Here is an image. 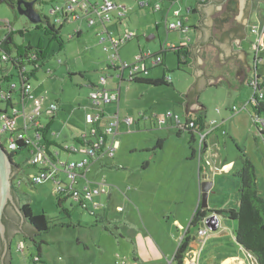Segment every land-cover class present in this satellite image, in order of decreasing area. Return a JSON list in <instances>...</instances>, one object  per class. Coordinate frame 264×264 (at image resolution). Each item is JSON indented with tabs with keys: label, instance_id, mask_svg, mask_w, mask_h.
<instances>
[{
	"label": "rangeland",
	"instance_id": "1",
	"mask_svg": "<svg viewBox=\"0 0 264 264\" xmlns=\"http://www.w3.org/2000/svg\"><path fill=\"white\" fill-rule=\"evenodd\" d=\"M56 1V3H60L58 2L59 0ZM233 1L236 0H228L227 4H221V9H218L214 14L217 13L218 15L227 16L225 14H228L230 10L229 6ZM116 2L120 6L125 5L129 7L130 11L122 19L121 23L118 24L117 19L107 23L109 34L104 32L103 36H98L96 26H88L86 20L83 19L84 31L82 35L70 38L69 34L75 28V24L69 23L60 32L65 40V45L62 48L59 47L56 41H51L50 36L46 35L42 29L46 26V21L33 23L21 13L18 7L8 2H0V42L7 35L9 31L8 22H10L14 31V43L23 46H28L31 43L35 47L41 45L45 49H49L47 59L42 61L41 68L36 72V77L30 81L33 85L34 92L39 96H45L46 105L44 107L51 100L62 104V110L57 112L58 114H56L52 123H50L51 119L46 117V115L40 118L43 125L44 123L46 125L49 124L47 137L49 140L52 139L54 141V145H62L61 147H63L66 143L74 144L73 136L88 131L89 125L85 122L84 106H88L91 103L88 97L89 92L93 89L89 86L90 81L100 84V77L110 74L111 78L108 79V87L118 88L119 79L116 75L120 71L108 70V67H111L112 64V55L115 53L110 37L125 39L128 35L132 34L133 37L130 40H126L118 48V54L121 59H117V62L128 63H132L140 52H159L161 49L160 43L162 45H168L173 42L177 46H180L187 41L188 36L191 38L194 37L192 31L188 34L178 30L168 31L164 22L160 23V27L156 29L155 24L156 21L162 20L166 14L169 15V20H172L173 10L175 9L186 13L188 7L197 6V0H177L175 2H171L170 0H150V4L145 7L139 6L138 0H116ZM53 3L54 0H38L35 9L43 17L46 16L50 23L56 24L55 14L52 12ZM159 4L162 6V9L156 11L155 7ZM248 9H250L252 23L247 26L245 30L246 36L243 38L242 47L246 51V58L243 61L245 65L246 62L251 64L257 56H260L257 61V70L251 71L250 74L251 76L257 74L264 75V36L259 42L258 35L253 31L254 24L261 26V23H263L264 0H249ZM222 10L223 13H221ZM198 15L191 14L189 20H187V24H197ZM210 18L211 20L214 18L212 14H210ZM232 23L233 20L231 18L228 24L231 25ZM226 27L225 25L223 30ZM104 28L105 26L103 25V30ZM215 30L220 31V28L215 27ZM212 35H215L214 29L212 30ZM215 39L219 42L216 36ZM11 46L15 50L14 46ZM238 48H240L239 45ZM208 49L209 51L205 52L207 57L205 56L204 63H201L198 68L203 70L205 68L206 72L203 73L204 78H208V76L214 78L221 77L222 80L218 85L213 87L205 88L203 86L200 90V100L207 107L208 111L214 112L218 108L228 111L229 105L233 103L239 107H243V103L255 92L253 90L254 88L248 86L246 83L241 85L237 80L236 73L239 65L235 64L234 56H230L221 63L217 60L218 57H215V52L213 53L211 51L214 49L212 45ZM210 52L212 54L209 56ZM162 58L163 62L157 66H153L151 60L146 59L147 66L150 68V73L147 77L152 79L156 77L164 78L170 84L155 86L127 81L121 83V101L118 103L121 118L129 116L136 119L141 111H146L147 116L151 117L154 114H161L167 111V109H170L178 113L183 121L185 120V107L182 105L184 100L183 94L196 82V75L193 72L194 69H191L189 65L178 66L177 56L168 49L163 52ZM9 64L6 61L0 63V67L8 68V71H4L5 77L1 74L0 68L1 83L3 88L7 87V83L12 86L15 84L16 90H18L20 80L17 71ZM125 75L127 77L128 72ZM4 78L7 79L5 80ZM125 79L127 80V78ZM245 92L249 94V97L246 99L243 98ZM236 97L239 98L237 101L235 100ZM222 103L225 106H221L220 104ZM78 105H81V107L78 108ZM107 105L111 113L117 110L116 103H109ZM6 106L7 103L3 102L0 98V110L5 109ZM248 108L251 109L250 104ZM238 114L241 116H250L247 108ZM16 122L17 125L21 124L20 119ZM226 123L223 128L215 132V135L218 137L216 138L218 146H211V151L217 152L220 150L221 156L223 157L221 161H227V165H236L237 169L234 170L231 177L238 185L232 186L224 177H219L218 182L220 186L218 185V188L212 193V201L215 206L222 207V205L229 202L228 199L230 198L229 205L238 209L241 180L235 173L242 166L243 151L255 164L259 193L264 197V136L262 137L260 133H257L255 137L257 142H255L253 134L247 135V129L249 127L246 128L239 121L235 123L234 120H231V124L229 122ZM250 129L254 130V128ZM1 130L2 121L0 120V132ZM177 131L176 128H168L165 124L159 125L155 120L152 121V119L140 121L139 124L136 123L130 127L124 122L121 123L116 137L121 144L120 149L118 148L115 151V155L107 161L101 159L103 162H106L103 168L100 167L102 161L97 160L90 166L86 177L78 176L77 178L79 180V186L87 182L90 187L104 180L105 183L103 186L107 190L101 193L103 199V222L108 223L107 219L117 220L116 218L119 220L125 219V221L134 218L138 221L140 219V211L137 208V203H140L142 210H145L144 215H146V210L150 207L160 211L161 207L168 206L165 199H168L173 192L168 187H165L166 185H158L161 182L157 179L161 169L165 172V161L159 160L158 163H155L151 155L154 152H158L161 156L168 158L174 153H180L181 150L183 151L180 142L186 148L188 147L187 152L191 155L193 151L192 145L191 147L188 146L189 136L191 134L188 131H184L178 136ZM29 134L31 135L32 132L30 131ZM0 137L1 142H4L6 134H0ZM158 139L163 140L164 147L155 148ZM198 140L199 135L193 147L198 148ZM29 157L30 151L25 150L14 159L16 163L21 164L25 168V176L36 171V168L29 164ZM59 157L60 159L73 160L81 156H73L66 150H63V152L60 151ZM218 157L217 159L220 158ZM209 159L214 163L212 156H209ZM147 162L151 164L146 167ZM218 165L223 167L224 164L219 163ZM211 168H215L214 164ZM18 185H20L22 191L29 194L34 215L44 213L51 220L59 219L58 217L60 216L67 219L66 213L64 214L62 208L57 205L58 199L54 192V182L47 181L43 184L32 185L22 179V183ZM137 188H140L142 192L140 195H136V198L134 197L136 202H132L129 197ZM98 196L96 195L94 199H98ZM172 197L173 195L170 199ZM92 201L93 199L88 203L93 204ZM126 201L128 203L130 202L131 205L128 206ZM64 203V206L72 214L73 219L86 223L82 227L81 237L83 240L87 237L90 250L84 248V242L79 245L73 242L75 240L73 230L78 232V228L80 227H55L36 237L37 241L43 240L46 242L42 245V250L48 252L46 256L49 264L135 263L132 243L127 237H124V233L120 232L119 229L107 224L112 232L103 227L100 229L102 235L96 234L90 229L89 226L93 219L89 213L93 209L91 205L88 204V209L76 207L75 205L77 203L70 197ZM118 205L122 206V209H119L117 207ZM99 211L101 209L98 208ZM235 222L237 223L236 220ZM93 239H96L95 243ZM27 241L29 243H27L24 254L28 252L29 248L35 249V244L28 238ZM99 245H101V248ZM77 247L80 248L81 252L77 250ZM12 253L15 258L14 264H22L20 262L22 261L23 255L17 249L16 239L12 245ZM242 254L248 264H250L244 251H242ZM78 255H82V257L74 261V256L78 257Z\"/></svg>",
	"mask_w": 264,
	"mask_h": 264
},
{
	"label": "crops",
	"instance_id": "2",
	"mask_svg": "<svg viewBox=\"0 0 264 264\" xmlns=\"http://www.w3.org/2000/svg\"><path fill=\"white\" fill-rule=\"evenodd\" d=\"M208 1L209 0L201 2V0H197V6L196 7H188L187 8L186 15L188 16V20H189V17L191 14H193V15L199 14L198 15L199 16L198 23L197 24H195V23L190 24L191 31L194 33L193 38L188 36L190 38V42L188 43V47L190 48V51H191V48H192V46L196 40V37L198 35L197 29H198L199 21L201 19V13L198 10V6L205 4ZM229 7H230L229 8L230 10H229L228 14H225V12H224V14L227 16L218 15L217 13L216 14L212 13V16L214 17L212 19V30L214 29V31H215V35L213 37L215 38V36H216L220 41L221 36L224 32L228 31L229 29H231L233 27L238 26L242 30V33L238 32V31H235V32L229 31L228 38H229V41L231 43L232 52L242 53L243 60H244L246 58V51H245L244 47H242V45H243V38H245V36H246L245 30H246L247 26L250 23H252L251 13H250L251 7H250V9H248L247 19H246L245 23H239L236 19L238 16V9H237L238 0L233 1ZM219 9H221V8H219ZM223 10L221 11V13H223ZM112 14L115 15L116 12H112ZM229 18L230 19L232 18V20H233V23L231 25L228 24V21L230 20ZM162 20L156 21V24H155L156 29H158L160 27V25H161L160 23L163 22ZM262 22L263 23H261V24L264 25V17H262ZM83 23H84L83 21H80V22L78 21V22L73 23V25L75 24V28L72 30V32L76 28L80 27L81 33H83V31H84V28H83L84 24ZM225 25L227 27L223 30ZM254 26H256V24H254ZM215 27L216 28L219 27L220 31L215 30ZM100 29H102V25H99L97 27V30H100ZM71 38H73V37H71ZM169 45L177 46L176 43H173V42H171L167 46H169ZM210 45H212V44L209 41H207V42H205V44L202 47L198 48L196 56L200 60L201 63H204L205 56H206L205 52L209 51L208 47ZM238 45L240 46V48H238ZM161 46H163V45L160 43V47ZM212 47L214 49H212L211 51L213 53L215 52V54H216L215 57H218L219 56L218 48L214 45H212ZM212 52H210L209 56L212 54ZM258 57L260 58V56H257L254 59L253 63H251V64L246 62V66H247L248 70H247V74L245 77V83L248 86H250L249 81L255 80V78H256V75L251 76L250 73H251V71L257 70V61L259 60ZM187 61H188L187 65H189L191 67V69L192 68L194 69V66L191 65L194 62V58L191 54L188 57ZM177 62H178V57H177ZM178 66H179V64H178ZM0 68H1V74L4 76V71H8V68H4V67H0ZM198 69L201 70L202 73L206 72L205 68H204V70L201 68H198ZM108 70H110V67H108ZM109 78H111V75H109ZM159 78L160 77H156L155 79H159ZM208 78L215 79L214 77H209V76H208ZM221 80H222V78L218 77L217 80L213 84L204 85V86H205V88L216 86V85H218V83ZM1 81H2V79L0 80V84H2ZM99 81H100V79H99ZM124 81L125 80L118 81L119 82L118 88H109L108 87V84H109L108 81L105 84V87L107 89H111V90L118 89L120 91L119 101L113 102V103L117 104V110L114 113H111L109 107H107L108 106L107 104L103 105L102 110L94 109L90 103L88 106H84L85 107V122L86 123H87L86 115L88 113H95V112L97 113L98 111L99 112L101 111L100 113H103V112L105 113L104 117L101 118V121H100L101 125H103L107 122L109 116L114 115V114H118L119 118H120V123L118 125V128L120 127L122 122H124L128 127H130L131 125L136 124V123L139 124L140 121H143L146 119H152V121L155 120V117L153 115L151 117L147 116L146 111L139 112V115L136 119L134 117H132L134 120V122L132 124H128L124 120L128 116L121 118L120 113H119V104L118 103H120V101H121V90H122V84L121 83H123ZM92 85L100 86V87L103 86L101 83L98 84V83H95L94 81H90L89 86H90V88L94 89V87ZM188 90H187V92H188ZM90 92L88 94V97L90 95ZM185 94L186 93L183 94L184 100L182 103V105L185 107V120L188 119V120H195L196 121V120L202 118V122L204 123V126L201 129V132H204V133L208 132V134L205 137V142H204V147H203V150L201 153V157L199 159V142H198V148L193 147V144L199 135L198 130L192 131V134H194V141H193V144H190V145L188 144L189 147H191V145H192L193 151H192L191 155H189V152H187L188 147L186 148V146H184V144L182 142H180L181 143L180 145H181V147H183V151L181 150L180 153L179 152L174 153V154H172V156H170L168 158L161 156L158 152H154L151 155L152 159L155 160V163H158L159 160L165 161V165H164L165 172H163L161 169V171H159V175L157 177L158 181L161 182L158 185H160V186L166 185L165 187H168L169 190L173 192L170 195V197L172 195H173V197L171 199H170V197L168 199H165V202L168 203V206L161 207L160 211L154 210L153 207H150L146 210L147 211L146 215H144L145 210H142V207H141L142 205H140V203H137L138 204L137 208L140 211V219L137 221L133 218L131 220H128L127 221L128 223H125L119 227L120 232L124 233V237H127L130 240V242L132 243L133 258L135 261V263H132V264H177V261L175 260V256L182 246H185V251L183 252L182 264H248L246 259L243 257L242 251L245 252V254L249 260V263L254 264L253 261L249 258L248 254L244 250V248L237 242V239H236V229H237L236 224L237 223L235 222L234 219H231L229 217L228 213H221L223 215V218L220 219L217 229H215V230L211 229L210 232H208L207 236H200L198 233L199 228L202 227V222H201L202 218L198 223H193L194 215H195L196 211H198V210L200 212H205V215L208 216L213 211L216 212V210L220 211L221 209H223V210L235 209V207H231V205H229L230 201H231L230 198L228 199L229 202L226 203L225 205H222V207L215 206V204L212 201V193L215 192L214 190H216L218 188V185L220 186V184L218 182L219 177H224L226 179V181L230 182V185H232V186H237L238 183L235 182L231 177V174L234 172L235 169H237L236 165H234V166L232 164L227 165L228 164L227 161L226 162L221 161V158H223V157L221 156L220 150L217 152H212L211 146H213V145L218 146L216 143V138H218V137L215 135V132L218 131L219 129L223 128V126L225 124H227L226 122H229L231 124V120H234L235 123H237L239 121V123L242 125H245L246 128L249 127V129H247V132H248L247 135L253 134L254 141L257 142V139L255 137L257 136V133H260V131L258 128V122L253 117V113L251 111L252 105L255 104V103H253L254 92L250 97H249V94L247 92H245V95L243 98H245V99L248 97L249 98L247 99V101H245V102L243 101L244 102L243 107H239L237 104L233 103L232 105H229L230 107H229L228 111L227 110L224 111L223 109L218 108L217 111H215V112L214 111H208L207 107L200 100V97H199L200 91H199V95H197L195 97V103L197 104V106L201 107L202 110L201 109H195V108H188L187 104H186L187 98L185 97ZM238 99L239 98H237V97L235 98L236 101ZM51 101H54V100H51ZM51 101H49V102H51ZM27 102H26V109L29 111L31 102L30 101H27ZM58 104H59V110H62V104H60V103H58ZM249 104L251 106V109L248 108ZM44 105H46V100H45ZM220 105L223 106L224 104L222 103ZM221 106H219V107H221ZM233 106H237L236 111H233V109H232ZM80 107H81V105H78V108H80ZM246 108H247V110H249L250 116H246V115L241 116L240 114H238L239 112L243 111ZM167 110H170V109H167ZM157 114H159V113H157ZM40 118H39V121L41 123ZM19 119L21 120V124H22L23 118L19 117L17 120H19ZM21 124L17 125V127L20 128ZM87 125H89L88 131L83 133V134L73 136V140L75 141V143L74 144L69 143V145L79 146L80 144H82L81 139H83L84 136H87L89 138L93 137V136H91V134H92L91 131H92V128L95 126V124L87 123ZM45 126H47L46 123H44V125L42 124V128H44ZM97 126L99 127V125H97ZM118 128H117V132L115 133V135L111 134V135L106 136V141L109 142V141H111V139L114 138L118 142V144H119L118 148L120 149L121 144L116 139L117 134H118ZM168 128H173V126H170ZM174 128H176V127H174ZM250 128H254V130H252ZM183 130L187 131V129H183ZM30 131L32 132L31 135L29 134ZM40 133L42 134V132H40ZM28 135L32 138L36 137L35 132L33 130H31V128L28 131ZM261 136L263 137L262 134H261ZM93 138H95V137H93ZM50 142H54V141L52 139H50ZM39 143H41L42 145L43 144L46 145V142H45V139L43 138V135H41ZM66 144H68V143H66ZM56 146L57 145L53 144L51 146L52 148H48V149L51 152V154H53V155L56 154V156L59 157L60 151L63 152V150H65V149L63 147L60 148L59 146H57V148H58V150H57ZM162 147H164V144ZM70 154H72L73 156L74 155L78 156V155L73 154V153H70ZM209 156H212L214 158V161H213L214 163H212V161L209 159ZM217 156L220 157V158L218 157L220 160L217 159ZM109 158H110V156H106L103 159L107 161ZM76 159H78V158H76ZM66 160H68V159H66ZM99 160H101V159H99ZM226 160H228V159H226ZM101 161H102V163H101L100 167L103 168V166L106 165V162H103V160H101ZM206 161H209L210 164H207ZM219 163L224 164L223 167H220L218 165ZM150 164H151L150 162H147L146 167ZM203 164L205 165L206 170H205V167ZM213 164L215 167L218 168L217 170L211 168V166H213ZM143 169H145V168H143ZM86 175H87V173H86ZM16 181H17V179H16ZM46 182H44V183H46ZM202 183L205 184L207 187L209 186L208 192L201 191V184ZM87 184L88 183L86 182V183L81 184V186H79V180L78 179L76 180V186L78 188L83 187ZM141 192H142V190L140 188H137L133 192V194L130 195V197H129L130 200H132V202H136V199H135L136 195H140ZM97 195H99L98 199H94L96 197V195L93 197V201H92L93 204L88 203L94 209V210L93 209L90 210L92 214L89 212L90 216L93 217L89 227H90V229H92V231H94V233L102 235L100 229H102L103 227L98 222L103 221V199H102L101 194H97ZM231 198H232V196H231ZM126 204L128 206L131 205V203L130 202L128 203V201H126ZM117 207L119 209H122V206H120V205H118ZM98 208L101 209V211L98 212ZM68 213L70 215L72 222L74 224H78V227H80V228H78V232H76V230H73L74 231V237H75V240L73 241L74 244L76 243L77 245H79V244H82L84 242V248H86V250H90V244L88 243L87 237L85 240H83L81 237V231L83 230L82 227H83V225H86V223H84L81 220L73 219L72 214L70 212H68ZM58 218L62 219L63 216H60ZM116 219H118V218H116ZM73 227H75V225H73ZM15 239L17 240V249H18V245L20 244V242H22V241L25 242L24 250L23 251L19 250L23 255L22 261L20 263L32 264L33 256L38 254L37 248L36 247H35V249L29 248L28 252L26 254H24V252L27 248V243H29V242L27 240H25L22 235H12V237L10 239L11 254L9 253V259L11 258V264L15 263L14 262L15 258H14L13 253H12V245H13V242L15 241ZM41 241H43V240H41ZM41 241H38V242H41ZM93 242L95 243L96 239H93ZM42 245H41V256H39V255L38 256L40 257L41 262H44L45 264H49L47 256H46L48 254V252L42 250L43 249ZM99 247L101 248V245H99ZM77 250H79L81 252L80 248H78V247H77ZM81 257H82V255H78V257L74 256V258H75L74 261H77ZM123 264H127V263L125 262Z\"/></svg>",
	"mask_w": 264,
	"mask_h": 264
},
{
	"label": "built area",
	"instance_id": "3",
	"mask_svg": "<svg viewBox=\"0 0 264 264\" xmlns=\"http://www.w3.org/2000/svg\"><path fill=\"white\" fill-rule=\"evenodd\" d=\"M175 2L177 0H170ZM206 1V0H201ZM54 0L52 5V12L55 14V21L57 25H65L69 23H75L78 21L86 20L88 26H99L102 25V29L97 31L98 36H103L104 32L108 33L107 23L112 21L114 16L118 19V24L121 23L122 19L127 16L130 8L127 6H120L115 0H59V4ZM138 4L141 7H145L150 4L149 1H140ZM162 6L159 4L155 7V10H161ZM112 12H116L115 15ZM188 16L186 13H182L180 10H173V19L169 20V15L166 14L163 18L168 31H181L183 33H189L191 31L190 24H187ZM8 22V21H7ZM9 24V31L7 35L0 42V63L3 61H9L11 56L2 47V42L7 39L10 32L13 31V27ZM103 25L105 26L103 30ZM253 31L258 35L259 42L264 34V25L254 26ZM79 32H81L80 27L76 28L69 37H74ZM133 37L132 34L128 35L125 39H115L111 38L112 48H114L115 53L112 55V64L110 70L120 71L117 73L116 77L119 81L125 80L127 82H132L133 80L141 77L148 76L150 73V68H148L146 59L151 60L153 66H157L163 62L162 54L169 46L163 45L157 53L151 52H140L132 63L128 62H117V59H121L118 54L119 46L126 40H130ZM103 40V38H102ZM105 40V38H104ZM190 42V38L187 37V41L181 45L187 46ZM30 57L34 58V54H29ZM38 67V64L35 65ZM33 66L23 65L18 71V77L20 80V85L18 90H16V85L13 86L7 83V87L3 88L0 92V98L3 102L7 103V106L0 113V120L2 121V130L0 134H6L5 141L2 142L6 151L15 149L17 147V141L24 140L30 145V157L29 163L36 165V171L29 173L26 177L33 184H43L46 181H52L55 184L54 192L57 197H62L68 199L73 198L77 205H80L82 209H88V202L93 199L97 194L106 192V187L103 186L105 183H97L95 186L90 187L88 184L78 188L76 186V180L78 176L86 177V173L89 171L90 165L106 156L113 157L115 151L117 150L119 144L113 138L111 141H106V136L117 132L118 125L120 123V118L118 114L109 116L107 122L103 125L100 124L101 118L104 117L105 113H88L86 115L87 123L95 124L92 128L91 136L95 138H89L84 136L81 139L82 144L79 146L65 144L63 148L69 152L81 156L78 159L66 160L60 159V157L50 154L47 152L46 145L39 143L41 138V133L39 129L42 128V124L39 121L41 116L46 115V117H53L59 111V104L56 101H51L44 107L45 96H39L34 92L33 85L28 78V74L32 70ZM128 72L126 77L125 73ZM110 74H106L100 77V83L103 85L94 86V89L90 92L91 106L94 109L102 110L103 105L118 102L120 99V91L118 89H107L105 84L108 81ZM127 78V80L125 79ZM253 86L254 91L256 90V82H250ZM17 92V93H16ZM16 93V94H15ZM263 95V94H261ZM8 100L11 104H8ZM30 101V110L26 109V102ZM233 111L237 110V106H233ZM103 114V115H102ZM157 124H165L167 127L173 126L176 128H195V130L200 129L199 125L195 120L186 119L183 121L179 114L172 110H167L163 113L154 114ZM23 118L21 127H17V119ZM256 120L257 117L255 118ZM128 124L134 122L132 117H126L124 119ZM264 123V120L262 121ZM99 125V127L97 126ZM31 128L36 134L35 138L28 135V131ZM100 130V132L98 131ZM208 132L199 131V159L204 147L205 137ZM1 140V137H0ZM9 153V152H8ZM210 164L209 161H206ZM215 170L218 168L215 167ZM65 178V179H63ZM18 182V183H16ZM22 180H15L14 183L20 184ZM91 213V211H89ZM92 214V213H91ZM202 227L199 228L198 233L200 236H207L211 228L208 226L206 218H202ZM25 248V242H20L18 245V250L23 251ZM32 264H40V257L37 255L33 256Z\"/></svg>",
	"mask_w": 264,
	"mask_h": 264
},
{
	"label": "trees",
	"instance_id": "4",
	"mask_svg": "<svg viewBox=\"0 0 264 264\" xmlns=\"http://www.w3.org/2000/svg\"><path fill=\"white\" fill-rule=\"evenodd\" d=\"M36 3L38 0H35ZM41 17L46 21V26L42 28L46 35L50 36L51 41H56L59 44V47H63L65 45V40L63 39L62 35L60 34L61 29L65 27V25H57L55 23H50L49 19L46 16ZM116 16V15H115ZM114 16V19H117ZM118 20V19H117ZM118 23V22H117ZM68 25V24H67ZM95 27V26H93ZM96 26V32L97 30ZM13 34L14 31L10 32L7 36V39H5L2 42V47L4 50L11 56L10 60L7 63H10L17 71L20 70L21 66L23 65H31L33 66L32 70L30 71V74H28V78L31 80L36 77V72L41 68L42 61L46 60L49 54V49H45L41 45L38 47L33 46L31 43L28 46L18 45L14 43L13 41ZM82 33L79 32L74 37L81 36ZM264 34L262 35L263 38ZM262 40V39H261ZM14 46L15 50L12 48ZM169 51H172L177 57H178V64L181 65H187V59L190 56V48L187 46H169ZM33 53L34 58L30 57L29 54ZM38 64V67L36 68L35 65ZM5 77V76H4ZM5 80L7 78H4ZM1 80V79H0ZM256 82V90L253 95V104L252 105V113L253 117L258 120V128L260 133L264 136V123L262 122L264 120V75L257 74L255 80L249 81V85L253 87L250 82ZM132 82L136 83H145L150 85H163V84H170L166 79L159 78V79H152L147 76L137 78L133 80ZM93 86V85H92ZM3 90V85L0 84V92ZM263 94V95H261ZM199 95V91L196 90V87L193 86L188 92H186L185 97L187 98L186 104L188 105L190 103V99H192L193 96ZM8 104H11V101L8 100ZM3 110H0V113ZM55 116H53L51 119V122ZM196 123L199 125L198 132L201 131V129L204 126V123L202 122V118L196 120ZM187 131L191 134L189 136V144H193L194 141V134H192V131H196L195 128H186ZM49 130V124L45 126L44 128L39 129V132H42L43 138L46 142V148L47 152L51 154L48 148H50L53 145V142H50V140L47 137ZM178 135L180 136L184 130L182 128H177ZM100 132V130H99ZM2 135V134H1ZM163 146V140L158 139L155 148H161ZM62 148L61 146H59ZM28 150L30 151V145L28 142L24 140L17 141V147L15 149H11L9 152V156L14 161L15 157L22 153L23 151ZM194 153V152H193ZM242 166L241 168L235 173L236 176H238L241 180V188H240V197H239V207L238 209H229V210H223L221 209L216 210L218 213H228L229 217L231 219H234L237 221V229H236V239L237 242L244 248V250L247 252L249 258L253 261L254 264H264V197H262L259 193V187L257 183V174H256V168L253 161L249 158V156L243 151L242 153ZM29 162V159H28ZM15 163V175L14 179L18 180H26L30 184H33L28 180V178L25 176V168L14 161ZM30 164V163H29ZM31 166H34L36 168L35 164H30ZM23 172V173H22ZM13 194L15 201L17 203L18 208L22 211V213L25 216V220L29 223L31 226V231L29 233H24L22 231H18L16 235H22L25 240L29 238L37 248V253L39 256H41V245L46 243L45 241L38 242L36 237L40 235L41 233H46L50 231L51 229L55 227H70V226H78V224H74L70 218L68 209L64 206L66 198L57 197V205L62 208V211L65 215H67V219L64 217L61 219H52L48 218L44 213L39 215H34L33 210L31 208L30 204V196L28 193L22 191L20 189V185L13 182ZM6 207L5 213L3 216V222L6 226V235L9 239L12 237L10 233L9 221L7 219L8 215V207ZM76 207H81L80 205H75ZM16 209V208H15ZM17 212V210H16ZM18 215V214H17ZM205 216V212H200L199 210L196 211L193 223H198L201 218ZM108 223H105L103 221H99L104 227V229L109 230L112 232L111 228L107 226L113 225L116 229H119V227L125 223H128L127 221L123 220H109L107 219ZM3 240L0 236V261L1 256L3 253ZM135 251V250H134ZM185 251V246H182L178 253L175 256V260L177 261V264H182L183 261V252ZM8 258V257H7ZM7 258L4 259L3 264H11V258L8 260ZM40 264H45L44 262L40 261Z\"/></svg>",
	"mask_w": 264,
	"mask_h": 264
},
{
	"label": "water",
	"instance_id": "5",
	"mask_svg": "<svg viewBox=\"0 0 264 264\" xmlns=\"http://www.w3.org/2000/svg\"><path fill=\"white\" fill-rule=\"evenodd\" d=\"M222 0H209L207 3L198 6V10L201 13V19L198 24V35L196 40L191 48L190 54L194 58V62L191 64L194 66V73L196 75V82L189 88V90L195 86L196 90L200 91L204 85L213 84L217 78H204L201 70L198 69V66L201 65L200 60L197 58L196 53L198 48L202 47L205 42L209 41L212 45L216 46L219 50V56L217 60L223 63L229 56H234L235 64L239 65V69L236 73V78L240 82L241 85L245 83V77L247 74V66L244 64L243 55L240 52H232L231 43L229 41L228 35L229 31H238L242 33V30L236 26L228 31L224 32L221 36L220 41L218 42L212 35V20L210 18V14L216 12L221 5ZM224 1V0H223ZM0 2H4V0H0ZM34 1H22L23 9L21 13L24 14L31 22L33 23H42L44 19L41 17L40 12L35 9ZM249 7V0H238V16L237 21L239 23H245L247 19ZM188 90V91H189ZM195 97L193 96L190 99V103L187 105L188 108L201 109V107L197 106L195 103ZM15 174V163L12 158L9 156V153L4 148L0 140V236L3 240L4 250L1 256L0 264H3L4 259L7 258L9 260V253L11 254V242L6 235V226L3 222V216L5 213V209L9 203H13L17 212L21 215L22 219L25 220V216L22 211L18 208L17 203L13 194V175ZM206 183V182H205ZM201 191L208 192L209 186L207 187L205 184H201ZM208 223V226L215 230L218 227L220 219L223 218L221 213L213 211L210 215L204 216ZM29 239V238H28ZM12 257V256H11Z\"/></svg>",
	"mask_w": 264,
	"mask_h": 264
},
{
	"label": "flooded vegetation",
	"instance_id": "6",
	"mask_svg": "<svg viewBox=\"0 0 264 264\" xmlns=\"http://www.w3.org/2000/svg\"><path fill=\"white\" fill-rule=\"evenodd\" d=\"M22 1H28V0H4V2H8L9 4H12L13 6L18 7L20 9H23ZM29 1H34L35 2L34 5H36L35 0H29ZM221 3L225 5L228 3V0L226 1L222 0ZM14 175L12 177L13 182H15ZM9 204H10V207H8L7 219L9 221L8 227L10 228L11 235H16L18 231H22L25 234L29 233L31 231V226L29 225V223L26 220H23L21 215L18 212H16L15 205L13 203H9Z\"/></svg>",
	"mask_w": 264,
	"mask_h": 264
}]
</instances>
